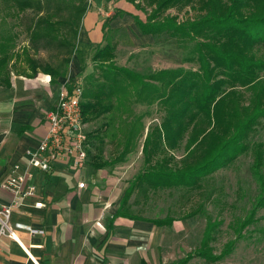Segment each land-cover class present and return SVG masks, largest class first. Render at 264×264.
Returning <instances> with one entry per match:
<instances>
[{
	"label": "trees",
	"instance_id": "16d2710c",
	"mask_svg": "<svg viewBox=\"0 0 264 264\" xmlns=\"http://www.w3.org/2000/svg\"><path fill=\"white\" fill-rule=\"evenodd\" d=\"M55 8L41 13L44 0H32L39 11L32 25L27 26L32 42L56 40L65 46L69 63L76 50L75 41L80 22L86 12L82 0H45ZM109 1V0H108ZM139 8H144L129 0ZM149 11L145 18H132L143 35L165 36L184 49L185 60L195 67L161 68L149 73H139L116 66L114 48L108 42L91 45L87 53L94 65L99 64L101 79L92 73L89 87L83 90L80 103L84 122L95 120L105 114L109 117L100 123L103 131L96 153L90 154L95 167L114 166L122 162L133 151L138 135L143 137L141 145L142 169L130 180L120 201L116 215L147 219L157 226L170 225L168 215L160 218L144 217L129 210L132 194L147 196L149 191L183 187L197 190L213 171L230 165L239 155L250 152L251 173L259 192L251 201L246 218L233 221L235 236L228 239L218 253L211 243L222 220L205 214L206 223L199 245L194 254H187L170 264H185L193 256L213 264L229 255L243 230L254 220L257 208L264 207V141H249L257 125L264 123V0H140ZM24 0L21 6H27ZM29 5V6H30ZM188 7L191 16L178 21L177 15L169 14ZM64 11L66 13L64 14ZM63 32L70 34L66 38ZM60 34L62 37H60ZM72 39V40H71ZM10 41L0 42V67H7L12 53ZM102 61V62H99ZM32 62V59H31ZM111 62V63H110ZM33 63H37L33 60ZM42 69L55 80L63 67H52L47 63ZM81 65L74 77L69 78L68 87L76 84L84 72ZM77 77V78H76ZM85 99V101H84ZM133 102L151 106L162 111L158 123L144 130L145 112L134 115L130 112ZM116 108L121 110L112 116ZM116 116V115H115ZM118 118L117 122L114 119ZM111 131V132H110ZM110 132V134H109ZM101 136L99 129L90 132L91 140ZM110 136L119 144L118 154L106 161L101 159L105 137ZM183 154L178 160L172 154L180 147ZM202 205L186 214L192 217Z\"/></svg>",
	"mask_w": 264,
	"mask_h": 264
},
{
	"label": "crops",
	"instance_id": "0c3cea01",
	"mask_svg": "<svg viewBox=\"0 0 264 264\" xmlns=\"http://www.w3.org/2000/svg\"><path fill=\"white\" fill-rule=\"evenodd\" d=\"M99 13L87 11L79 27L76 50L84 56L90 52L91 45L100 44L106 18L111 14L109 10L104 15ZM36 53L39 50L32 49V63L27 58L17 60L16 54L9 61V69L0 67V179L13 164H25V151L36 147L47 131V112L55 109L63 84L80 67L75 54L71 61L74 63L70 64L73 68L61 69L60 75L51 80ZM82 77L81 74L78 79ZM100 137L89 139L87 160L82 168L75 170L70 157L53 162L49 171H32L29 182L36 186L44 207L34 208L33 201L29 200L13 210L11 224L19 240L24 246L23 241L28 243L25 247L41 264H170L177 261L170 260L168 251L159 250L162 228L167 225L157 226L147 219L116 215L127 185L121 182L117 166H94L90 154L96 153L94 146ZM90 144L94 150H90ZM79 182L84 183L83 187H78ZM9 201L10 195L0 189V205ZM171 224L181 227L178 221ZM22 225L44 233L30 236ZM191 259L185 264H190ZM195 260L194 264H202ZM29 263L30 259L16 242L7 237L0 239V264Z\"/></svg>",
	"mask_w": 264,
	"mask_h": 264
},
{
	"label": "rangeland",
	"instance_id": "374dc122",
	"mask_svg": "<svg viewBox=\"0 0 264 264\" xmlns=\"http://www.w3.org/2000/svg\"><path fill=\"white\" fill-rule=\"evenodd\" d=\"M22 1L24 0H0V39L4 38L10 41L9 53L12 51L13 56L17 54V60L24 61L27 58L31 62L32 49L39 50V53L36 54L40 55L39 62L41 65L47 63L52 67L58 66L67 70L73 68L70 64L74 63L71 61L77 54L80 66L84 65L85 70L82 73V78L76 77L78 79L76 83L80 80L83 90H87L90 78L86 80L85 76L88 73H92L100 81L102 72L99 64L94 65L89 56L73 53L71 61L64 63L62 62L63 57H68L70 54L67 52V48L59 45L56 40L51 43H46L44 40L32 42L27 26L32 25L40 10L37 11L38 7L30 5L32 0H29L27 6L23 7L20 3ZM96 1L100 3H96ZM82 2L87 9L86 12L98 11L100 15H104L108 10L111 12L106 18V29L104 28L102 31L100 43L104 45L105 42H108L113 46L115 53L113 63L116 66L139 73H149L161 68L179 66L195 67L194 63L185 60L184 49L172 39L165 38V36L143 35L139 32L131 14L144 19L146 12L149 11L148 7L140 0H135V2H139L144 8L136 7L129 0H82ZM47 8L54 9L55 5L44 0L41 5V13H46ZM65 13L66 11H64ZM168 13L177 15L178 21L192 15V11L188 7L180 11L171 8ZM82 24L81 21L80 26ZM63 35L66 38L70 37L68 32H63ZM62 36L60 34V37ZM261 50L264 52V45ZM8 65L6 68L9 69ZM156 107L155 104L147 106L132 100V108H130L132 114L137 115L145 112L142 119L145 125L144 134L148 125L158 123L162 115V111H157ZM121 110L116 108L112 111V116L117 117ZM108 117L105 114L95 120L85 122L86 135H90V132L95 133L97 129H99L100 135L101 132L103 134L102 129L99 128V122L108 119ZM117 119L115 118L114 122H117ZM143 137L140 132L133 151L122 162L115 164L118 167L117 171L121 174V182L127 186L130 180L142 169L140 149ZM113 140L114 138L111 137L104 139L101 159L108 161L120 151L119 144ZM249 141H264L263 122L257 125L256 131L250 136ZM184 142L183 140L180 147L172 153L177 160L182 157L184 152ZM89 148L94 150L91 144ZM251 162L252 155L249 151L239 155L230 165L221 167L209 174L207 179L202 182V187L197 190H189L183 187L157 189L149 191L146 197L134 193L128 201L129 210L132 213L151 218L168 215L173 218V222L178 221L181 227L176 228L171 224L162 228V243L159 250L168 251L170 260L182 258L189 253L194 254L203 234L207 218L205 214L211 218L220 219L222 223L217 228L216 239L211 243L214 251L218 253L222 245L235 236L232 227L230 228L233 221H236L237 218H246L250 212L251 201L259 192L256 180L251 173ZM262 170L264 172V166ZM199 205L202 207L197 214L192 217H185L187 213L198 208ZM253 218L252 223L243 230V237L237 240L234 250L214 264H264V207L257 208ZM23 243L25 246L28 244L26 241ZM194 259L196 262L205 264L204 260L198 256H193L189 263L194 264Z\"/></svg>",
	"mask_w": 264,
	"mask_h": 264
},
{
	"label": "built area",
	"instance_id": "2783aa9c",
	"mask_svg": "<svg viewBox=\"0 0 264 264\" xmlns=\"http://www.w3.org/2000/svg\"><path fill=\"white\" fill-rule=\"evenodd\" d=\"M83 86L81 81L68 87V81L63 84L55 109L47 112L48 127L38 145L25 151V164L15 163L9 167L7 174L0 179V189L10 195L8 203L0 205V239L7 237L23 249L30 259L29 264H41L29 253L11 224V214L17 207L33 201L34 208L44 207L42 199L38 198L36 186L29 182L33 170L49 171L52 163L73 157V168H82L87 160L89 135H86L81 106ZM84 183L79 182L78 187ZM30 235H42L43 230L32 229L22 225Z\"/></svg>",
	"mask_w": 264,
	"mask_h": 264
}]
</instances>
